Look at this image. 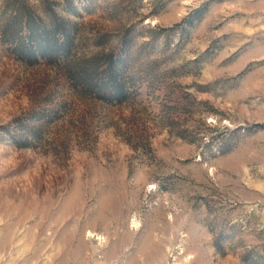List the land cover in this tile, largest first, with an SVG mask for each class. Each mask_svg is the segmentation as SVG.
I'll list each match as a JSON object with an SVG mask.
<instances>
[{
	"label": "rangeland",
	"instance_id": "rangeland-1",
	"mask_svg": "<svg viewBox=\"0 0 264 264\" xmlns=\"http://www.w3.org/2000/svg\"><path fill=\"white\" fill-rule=\"evenodd\" d=\"M0 264H264V0H0Z\"/></svg>",
	"mask_w": 264,
	"mask_h": 264
}]
</instances>
